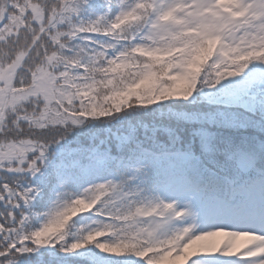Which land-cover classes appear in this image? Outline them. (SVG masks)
<instances>
[{
  "label": "trees",
  "instance_id": "16d2710c",
  "mask_svg": "<svg viewBox=\"0 0 264 264\" xmlns=\"http://www.w3.org/2000/svg\"><path fill=\"white\" fill-rule=\"evenodd\" d=\"M70 2L59 26L48 29ZM191 2L166 0L163 18H186ZM2 7V65L47 29L14 91L29 88L54 52L59 78L49 113L44 98L34 96L5 117L2 136L43 142L46 159L33 175L0 171V264H207L193 254L218 264L250 245L225 234L221 220L237 206L219 194L227 173L248 182L254 205L263 197L264 24L253 26L249 44L228 43L232 58L215 73L197 25L187 22L153 42L139 35L153 0H0ZM138 151L144 158L115 175L112 157ZM209 172L219 194L208 191V219L217 229H184L153 247L144 229L157 198L188 197L186 223L193 225L205 205L190 178Z\"/></svg>",
  "mask_w": 264,
  "mask_h": 264
},
{
  "label": "rangeland",
  "instance_id": "374dc122",
  "mask_svg": "<svg viewBox=\"0 0 264 264\" xmlns=\"http://www.w3.org/2000/svg\"><path fill=\"white\" fill-rule=\"evenodd\" d=\"M213 3V15L200 13V16L203 17L207 22L214 21L216 18H219L221 14L220 11H217V9L220 8L219 4L215 1H213ZM220 4L224 6L227 5V0H220ZM4 12L5 9L3 8L2 12H0V22L4 18ZM214 35V31H208L205 35V38L212 39ZM24 56L25 54L21 53L18 58L9 66L0 65V124L1 118L4 114V110L2 111L4 106L5 108L6 106L11 107L16 101L31 96L42 95L47 102V111L54 101L55 85L58 75L54 70L55 62L53 55H50L46 58L45 63L41 65V67L36 71L32 86L28 89L20 91L19 93L14 95L12 94V96L6 102V99L11 92L15 73L18 67H20L22 64ZM32 155L33 157H31ZM40 161H44V147L43 143L39 141L32 139L0 141V169L7 168L10 172L14 173H32L37 170V166ZM261 212L263 214V218L257 223L248 224L245 222H235L232 224V228L236 229L237 234L241 231L245 233V231L248 230V227L251 228L256 232L255 234L251 235V237L256 240L255 244L264 247V204L261 207ZM148 233L154 243L158 242L165 234L162 226L157 222L156 219L151 220ZM262 264H264V260Z\"/></svg>",
  "mask_w": 264,
  "mask_h": 264
}]
</instances>
